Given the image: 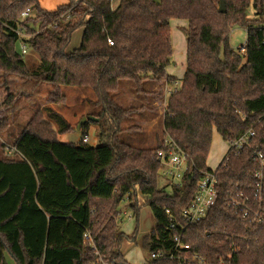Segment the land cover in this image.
<instances>
[{"label": "trees", "instance_id": "1", "mask_svg": "<svg viewBox=\"0 0 264 264\" xmlns=\"http://www.w3.org/2000/svg\"><path fill=\"white\" fill-rule=\"evenodd\" d=\"M112 1L68 0L49 11L40 0H0L5 85L8 74L51 84L55 90L48 100L54 103L66 99L61 85L90 87L102 108L99 117H104L96 122L87 115L81 143L62 142L58 134L72 132L71 124L51 111L49 116L60 126L56 131L37 111L9 150L0 142V264H8L6 254L16 264H92L96 252L110 264H129L120 251L122 234L115 217L125 198L139 210L138 192L155 219L144 247L150 252L168 249L169 244L158 240L166 237V209L179 216L195 196L199 179L211 171L207 158L213 130L230 146L252 129L254 148L264 152V0H225L224 13L220 0H119L115 8ZM28 7L34 14L20 23ZM174 18L188 22L187 67L180 88L167 101L162 135L187 152L195 167L167 190L159 184L160 137L155 148L123 141L119 132L129 109L118 105L112 94L122 80L138 92L148 79L176 81L167 72ZM19 26L26 33L23 41L40 58L34 69L20 51ZM236 26L247 32L246 55L230 46ZM79 28H84L81 45L67 52ZM154 93L159 97L161 90ZM7 122L0 119V134ZM94 123L106 128L101 143L90 145L88 130ZM257 169L251 150L229 149L216 169V205L186 232L184 240L195 251L215 261L228 255L234 243L236 263L264 264V222L252 225L228 207L231 195L251 192ZM88 232L92 241L84 238Z\"/></svg>", "mask_w": 264, "mask_h": 264}, {"label": "rangeland", "instance_id": "2", "mask_svg": "<svg viewBox=\"0 0 264 264\" xmlns=\"http://www.w3.org/2000/svg\"><path fill=\"white\" fill-rule=\"evenodd\" d=\"M154 1L159 2L160 0ZM64 2H66V0H44L45 5L48 7ZM118 3L119 0H113L112 8L117 7ZM187 28L188 22L185 19L174 18L170 20L173 56L171 57V64L167 67V72L170 76L181 82L187 67ZM83 32L84 28H79L73 33L71 42L66 50L67 52H72L80 47ZM246 42V30L241 26L234 27L231 31L229 40L231 48L240 53V47ZM23 58L32 69L38 67L40 64V58L33 49L28 48ZM5 76L7 78V86L4 83V73L0 70V119L6 118L8 121L6 129L0 134V142H6L7 148L13 144L14 139L20 134L22 129L25 128L37 111L42 112V115L52 123V127L56 131L59 130L60 126L54 118L49 116L51 111L58 112L69 124H71L73 127L72 132L58 134L57 138L62 142L81 143L82 132L81 128L78 129V126L84 118H87V115H90V118L96 122H99L101 118L104 120L103 116L101 118L99 117L102 108L100 105L95 104L97 95L90 87L61 85L59 91L66 99L54 103L48 100L51 93L55 90L53 85L47 84L46 86V83L37 84L32 79L16 74H8ZM163 84H165V86H162ZM163 84L148 79L145 80L139 88V90L142 89L143 91L138 92V89H135L133 84L129 81L122 80L119 82L118 90L114 92L112 96L118 105L125 109H129V113L123 120L119 132V136L123 141L140 148H155L158 137H160L162 144L165 140L164 138L169 137L167 135H162L167 101L165 99L162 101V104H154L156 100L164 97V89L166 91V88H171L173 85V83L167 82ZM159 90H161V95L157 97L154 92H159ZM9 97L10 101H8ZM27 100H32L30 101L31 104L25 108L21 107L22 110L12 115L2 111L3 109L10 110L13 107L15 108L19 103H28ZM36 108L37 111H34ZM10 118H12L13 121H11ZM100 125L101 124L95 123L90 125L88 130V144L96 145L101 143L103 128H106V126L104 124L102 128ZM229 149L230 146L228 142L225 141L217 130H213L207 166L211 170H216L225 160ZM167 181L168 180L160 175V186H166L167 190H171L173 184ZM131 202L132 205H135V200ZM137 205L139 206V210L136 208L133 209L130 206V201L125 198L119 204L118 213L115 217L119 232L122 234L120 251L129 264H144L148 261L151 252L144 247V244L147 236L155 227V219L152 210L145 204V199L139 192L137 193ZM125 210H127L128 213H132L133 218L131 220L126 219L123 214ZM6 258L8 264H16L9 254H6Z\"/></svg>", "mask_w": 264, "mask_h": 264}, {"label": "built area", "instance_id": "3", "mask_svg": "<svg viewBox=\"0 0 264 264\" xmlns=\"http://www.w3.org/2000/svg\"><path fill=\"white\" fill-rule=\"evenodd\" d=\"M33 14V9L28 7L21 13L20 23ZM65 16L69 17V15ZM22 28V26H19L18 29H15V32L20 39V51L22 54H26L29 47L23 41L26 33ZM108 41L111 45L113 44L111 40ZM239 51L243 55L247 54L246 43L240 47ZM181 84L182 82L176 80L171 88H166V92L172 94L180 88ZM254 137L255 132L250 129L231 142L230 148L237 153L246 149L251 150L252 161L258 165V169L255 172L256 182L252 186L251 192L241 191L231 195L228 199V207L250 224L258 225L264 222V152L259 148H254ZM164 139L163 147L156 150V156L161 164L159 172L171 184L178 185L183 182L186 175L193 171L195 165L189 154L181 149L172 138L167 137ZM218 184L216 170L207 171L198 181L195 196L182 209L179 216H174L170 209H166L168 218L165 231L166 237L158 238V240L163 244H169V248H159L152 251L150 258L144 264H154L157 261H172L176 264H238L235 260L238 247L234 243L230 245L228 255H221L215 261H212L195 251L192 245L184 240L188 228L206 218L210 210L216 205ZM123 214L128 220L133 218L132 213H128L127 210ZM84 238L87 241H92L91 233H86ZM97 255L98 258L92 264H110L105 262L101 255L98 253Z\"/></svg>", "mask_w": 264, "mask_h": 264}, {"label": "crops", "instance_id": "4", "mask_svg": "<svg viewBox=\"0 0 264 264\" xmlns=\"http://www.w3.org/2000/svg\"><path fill=\"white\" fill-rule=\"evenodd\" d=\"M68 3V0H66V2H64V3H57V4H54L53 6H51V7H48L47 5H45V3H44V0H40V4H41V7L42 8H44V9H46V10H49V11H52V10H54L57 6H59V5H63V4H67ZM178 81V80H177ZM179 82H181V81H179ZM47 84L48 83H46V86H47ZM35 85H36V83H35ZM49 85H51V84H49ZM42 86V85H41ZM162 86H165V84H163ZM168 86V85H167ZM39 87V86H38ZM163 95H164V97H161L160 99H158V100H156L155 102H154V104L156 103H158V104H162V101L163 100H165L166 99V101H168V99H169V94L165 91V89H164V93H163ZM33 97H35V96H33ZM30 101H32V100H27V102L28 103H19V105L18 106H16L15 108L13 107V108H11L10 110H2L4 113H8V114H13V113H16L17 111H19V110H22V108H25L26 106H28L29 104H31L30 103ZM20 102V101H19ZM18 104V103H17ZM22 107V108H21ZM34 111H37V108L36 109H34ZM1 117V116H0ZM11 119V121H13V119L12 118H10ZM6 143V142H5ZM91 145H93V144H91ZM12 145H10L9 146V148L7 149V150H9L10 149V147H11ZM12 258V257H11ZM7 259V258H6ZM15 262V261H14ZM7 263H8V260H7ZM16 263V262H15Z\"/></svg>", "mask_w": 264, "mask_h": 264}, {"label": "water", "instance_id": "5", "mask_svg": "<svg viewBox=\"0 0 264 264\" xmlns=\"http://www.w3.org/2000/svg\"><path fill=\"white\" fill-rule=\"evenodd\" d=\"M219 11L220 12H226L227 8H226V4H225V0H220V5H219ZM87 121V118H84L83 121L81 122V124H79L78 129L81 128V126Z\"/></svg>", "mask_w": 264, "mask_h": 264}]
</instances>
